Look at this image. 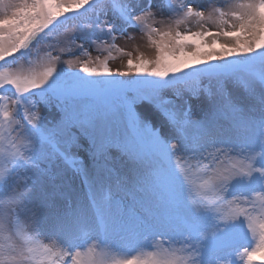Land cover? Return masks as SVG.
Wrapping results in <instances>:
<instances>
[{
  "label": "snow or ice",
  "instance_id": "6c2138e0",
  "mask_svg": "<svg viewBox=\"0 0 264 264\" xmlns=\"http://www.w3.org/2000/svg\"><path fill=\"white\" fill-rule=\"evenodd\" d=\"M0 264H264V0H0Z\"/></svg>",
  "mask_w": 264,
  "mask_h": 264
},
{
  "label": "rangeland",
  "instance_id": "374dc122",
  "mask_svg": "<svg viewBox=\"0 0 264 264\" xmlns=\"http://www.w3.org/2000/svg\"><path fill=\"white\" fill-rule=\"evenodd\" d=\"M184 27H190L192 28V30H195V24L194 23H190L188 25H182L181 28L183 29ZM223 42V41H222ZM121 43L123 42H118V47L120 46H123ZM128 48H126L125 50H131L133 48H136V47H139L140 49H147L149 50V52H151V55L153 54V50L149 47H147L145 45V43L143 41H140V40H137V41H134L132 42L130 45L127 46ZM142 51V50H140ZM92 56L95 57L97 56L99 53H97L96 51H92ZM109 53L107 51H105L102 55H101V58H103L104 56H108ZM118 61V60H126V58L123 56V53L121 52H118L117 50H112L111 51V58L109 60V63L110 62H113V61ZM238 92L243 95V89H238ZM167 95H170V93H166ZM136 107V110L138 111V113L146 120V121H149L153 127H160L161 125V120L163 119V117L161 116V114L159 112H157L153 106L148 103L147 101H144V102H141L137 105H135ZM45 115L48 117V120L51 121L52 118H53V115H56L58 116L59 113L58 112H54V109L52 108H45ZM166 132V127H161V133H165ZM81 144L83 145V148L80 149L78 151V155L80 157H83V159L85 160V162L87 163L88 160H89V156H88V152H87V149H88V144H87V141L86 140H81ZM116 167L118 169V171L120 172V174H127L128 171H129V165L125 162H123V160L121 161H118L116 163ZM89 171V175L90 176H94L95 175V169L93 167H89L88 169ZM73 186L76 187L79 191H83L82 188H80V181L79 179H74L73 180ZM259 258V255L257 256V259Z\"/></svg>",
  "mask_w": 264,
  "mask_h": 264
},
{
  "label": "bare ground",
  "instance_id": "6f19581e",
  "mask_svg": "<svg viewBox=\"0 0 264 264\" xmlns=\"http://www.w3.org/2000/svg\"><path fill=\"white\" fill-rule=\"evenodd\" d=\"M123 45V43H121ZM128 48V47H126ZM130 50V49H129ZM142 50L146 56H151V52H149V50L143 48V49H140ZM126 63V60H116V61H113V62H110V66L113 67V68H116V67H122L123 64Z\"/></svg>",
  "mask_w": 264,
  "mask_h": 264
}]
</instances>
